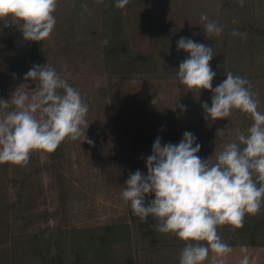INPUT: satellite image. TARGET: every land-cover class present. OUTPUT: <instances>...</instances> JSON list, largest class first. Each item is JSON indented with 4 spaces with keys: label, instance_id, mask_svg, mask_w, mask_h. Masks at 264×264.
Returning <instances> with one entry per match:
<instances>
[{
    "label": "rangeland",
    "instance_id": "374dc122",
    "mask_svg": "<svg viewBox=\"0 0 264 264\" xmlns=\"http://www.w3.org/2000/svg\"><path fill=\"white\" fill-rule=\"evenodd\" d=\"M114 4L58 0L40 65L54 68L81 94L93 143L83 136L65 139L52 153L33 151L26 165L0 164V264H77L76 258L81 264H179L186 242L157 232L154 217L142 222L132 214L121 195L126 180L136 170L147 174L157 137L162 145L178 144L185 131L193 133L201 145L197 155L211 165L253 123L237 109L225 119H205L202 104L211 106L212 92L189 90L176 78L189 55L177 49L181 37L213 48V88L227 72L246 78L264 113V38L255 31L264 28V0H129L123 9ZM202 13L223 28L221 35L206 36ZM15 23L3 28L0 22V100L9 104L0 108V118L15 110V92L30 97L38 90L35 81L24 79L28 64L20 63L19 73L9 70L12 56L32 45ZM138 56L151 59L154 68L136 72L139 65L123 63ZM108 226L120 228L105 237ZM217 231L232 247L225 264H239L250 232L264 244V207L246 215L242 227ZM246 247L250 264H264V246ZM211 257L203 264H211Z\"/></svg>",
    "mask_w": 264,
    "mask_h": 264
},
{
    "label": "clouds",
    "instance_id": "9594fccd",
    "mask_svg": "<svg viewBox=\"0 0 264 264\" xmlns=\"http://www.w3.org/2000/svg\"><path fill=\"white\" fill-rule=\"evenodd\" d=\"M128 2L115 0L114 6L123 9ZM57 5L58 0H0V22L3 28L19 22L24 39L39 42L54 29ZM200 21L206 36L222 34L223 28L206 14ZM177 49L189 53L176 71L179 84L212 92L211 106L202 104L206 120L225 119L237 109L253 123L246 134L239 133L238 143L224 145L211 165L197 155L201 145L193 133L185 131L178 144L162 145L157 137L146 158L147 174L140 170L130 174L121 195L142 222L154 217L157 232L186 242L179 264H203L210 252L211 264H225L232 247L222 240L218 227L240 228L246 215H256L264 207V113L258 111L259 101L246 78L227 72L213 88V48L181 37ZM29 78L38 90L30 97L15 92L11 97L15 110L0 118V164L26 165L33 151L52 153L65 139L83 136L92 144L86 136L89 108L81 94L50 66L34 65L24 76ZM8 107V100H0V108ZM218 132L223 136L224 129ZM153 194V199L145 200ZM241 253L239 264H250L246 246H241Z\"/></svg>",
    "mask_w": 264,
    "mask_h": 264
},
{
    "label": "trees",
    "instance_id": "16d2710c",
    "mask_svg": "<svg viewBox=\"0 0 264 264\" xmlns=\"http://www.w3.org/2000/svg\"><path fill=\"white\" fill-rule=\"evenodd\" d=\"M255 31H257L264 38V28L259 27ZM43 43H44V40L39 41V42L32 41V45H31L30 50H23L17 54H14L10 60V65H9L10 66L9 70H10L11 74L19 73L16 71H18V67H20L19 66L20 63L28 64V66H26V68L28 70H30L34 65H40V63L42 61V57L44 56ZM121 49H122V45H121ZM139 58H141L140 61L138 60ZM146 59H148V58L147 57L145 58V56L144 57L138 56V57L133 58V59L132 58H129L128 60L125 59L124 60L125 62H123V63L124 64L128 63L127 65L136 63L137 65H139L138 66L139 68H138V70H136V72L137 71L144 72L146 70V68H148V67L154 68V66H148V62L151 64L152 60L151 59L146 60ZM149 218H151V217H149ZM150 225H151V220H150V223L147 224V227ZM119 228L120 227L108 226V227L103 228L102 232H103L104 236L106 237L112 231L117 230ZM251 230H253V229H251ZM242 245L243 246H249V247L264 246V244L260 245L257 243V241L255 240L253 232H250L249 237H248V242L242 243L241 246ZM75 260L77 261V264L78 263L79 264L84 263V261H82L81 258H78V259L76 258Z\"/></svg>",
    "mask_w": 264,
    "mask_h": 264
}]
</instances>
